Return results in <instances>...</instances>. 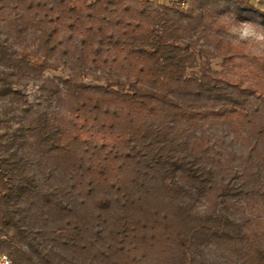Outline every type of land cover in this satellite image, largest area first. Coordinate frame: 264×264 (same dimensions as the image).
<instances>
[{
  "label": "trees",
  "instance_id": "16d2710c",
  "mask_svg": "<svg viewBox=\"0 0 264 264\" xmlns=\"http://www.w3.org/2000/svg\"><path fill=\"white\" fill-rule=\"evenodd\" d=\"M228 1L0 0L11 264H264V63Z\"/></svg>",
  "mask_w": 264,
  "mask_h": 264
},
{
  "label": "rangeland",
  "instance_id": "374dc122",
  "mask_svg": "<svg viewBox=\"0 0 264 264\" xmlns=\"http://www.w3.org/2000/svg\"><path fill=\"white\" fill-rule=\"evenodd\" d=\"M154 3H164L171 6H177L181 10H187L193 5V0H152ZM228 12L224 13L223 16L219 19L225 27L229 25L233 18L237 16V21H253L259 23L261 26H264V0H229L228 3ZM227 11V10H226ZM230 12L233 14L230 15ZM232 38V37H231ZM233 39V38H232ZM239 45L243 46V58H240L239 67L237 68L238 72L244 74L252 69V62L256 64L264 63V54L255 55L251 51L252 46L247 43H240ZM211 66L214 70L220 71V58L219 57H210ZM233 72L228 73L227 75H232ZM45 75H55L60 78H70L71 80L77 83H86V84H104V80L95 79L91 76H81L77 73H70L69 70L65 67H58L57 69H47ZM249 76V75H248ZM36 86L32 83L27 84L26 93L29 96V99H33V95L36 93ZM0 252L6 253L10 256L8 249H0ZM11 257V256H10Z\"/></svg>",
  "mask_w": 264,
  "mask_h": 264
},
{
  "label": "clouds",
  "instance_id": "9594fccd",
  "mask_svg": "<svg viewBox=\"0 0 264 264\" xmlns=\"http://www.w3.org/2000/svg\"><path fill=\"white\" fill-rule=\"evenodd\" d=\"M226 31L233 38L232 43L238 45L247 43L252 46L253 54L259 56L264 54V26L253 21H233L226 26ZM200 214H204L206 209L199 208Z\"/></svg>",
  "mask_w": 264,
  "mask_h": 264
},
{
  "label": "built area",
  "instance_id": "2783aa9c",
  "mask_svg": "<svg viewBox=\"0 0 264 264\" xmlns=\"http://www.w3.org/2000/svg\"><path fill=\"white\" fill-rule=\"evenodd\" d=\"M0 264H11V260L7 254L0 252Z\"/></svg>",
  "mask_w": 264,
  "mask_h": 264
}]
</instances>
